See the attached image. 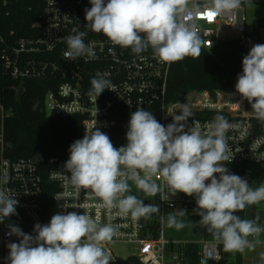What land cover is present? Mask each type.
I'll return each mask as SVG.
<instances>
[{
	"label": "clouds",
	"instance_id": "9594fccd",
	"mask_svg": "<svg viewBox=\"0 0 264 264\" xmlns=\"http://www.w3.org/2000/svg\"><path fill=\"white\" fill-rule=\"evenodd\" d=\"M241 3L210 0L207 7L211 15H231ZM90 4L85 9L86 27L103 33L114 45L130 48L135 54L150 47L166 63L201 55L199 30L188 22L196 14L187 9L188 0H90ZM86 35L81 31L65 37L63 59L94 58V50L84 42ZM242 66L235 89L251 104L255 118L264 123V44L252 46ZM107 75L98 73L90 79V95L97 98L104 90L113 89ZM168 113L173 122L164 126L150 111L138 107L128 122L127 144L119 148L99 129L87 130L70 145L64 164L70 175H64L77 189H90L103 206L133 219L158 213L159 206L128 194V181L146 195L155 196L162 191L156 181L162 180L172 195L195 196L198 224L221 239L225 251L253 250L256 244L249 237L264 227L235 213L264 201V184L253 189L225 167L233 158L228 133L237 125L218 114L206 130L198 122L188 126L192 113L187 105H182L178 115ZM17 203L6 190H0V223L16 214ZM178 215L185 216V211ZM168 225L180 229L184 222L169 214ZM9 228V236L20 237L19 243L7 245L9 264H109L110 257L101 245L116 231L112 224L99 225L87 213L74 211L54 214L48 224H36L35 236L15 225ZM259 264H264V253Z\"/></svg>",
	"mask_w": 264,
	"mask_h": 264
},
{
	"label": "built area",
	"instance_id": "2783aa9c",
	"mask_svg": "<svg viewBox=\"0 0 264 264\" xmlns=\"http://www.w3.org/2000/svg\"><path fill=\"white\" fill-rule=\"evenodd\" d=\"M25 0H0V8L11 14V8ZM264 3V0H242L239 9L231 15H211L207 5L210 0H188L187 9L196 13L189 23L194 24L202 39V48H215L227 35L243 39L248 33L247 5ZM84 0H44L40 22L33 27L28 37H16L15 31L4 32L0 27V55L4 73L23 85L28 81H42L48 84L45 95V109L48 115L59 118L80 116L82 138L86 131L99 129L112 140L111 111L115 106L129 113L143 108L150 111L164 126L172 123V115L179 114L182 105L192 113L186 122L188 126L199 123L203 130L216 115H223L237 127L228 133L230 155L225 164H264V123L257 120L251 104L238 92L217 91L193 92L182 101H167L168 80L172 63L159 60L149 47L135 54L130 48L114 45L110 40L94 36L86 27ZM87 32L86 45L94 50L92 59L80 57L76 61L63 59L67 50L65 37L78 32ZM98 73H107L112 90H104L97 98L89 94L90 79ZM238 93L237 98L231 94ZM10 114L0 104V190L18 200L16 214L0 223V264H9V243H19L20 237L9 236V225L18 226L25 234L35 236L34 226L45 225L43 220V178L39 167L31 160L11 161L5 155V133L3 123ZM95 126V127H94ZM187 130V129H185ZM251 137H253L252 140ZM67 160H50L53 166L48 176L57 185L53 196L55 211L87 213L99 225L112 224L115 235L102 243L109 255V264L120 263L112 252V246H134L138 253L131 258L140 264H225L223 248L218 243L203 242L199 246L176 244L164 239L162 228L156 238L148 237L146 217L133 219L117 209H108L90 189H77L66 178L64 164ZM65 174V175H64ZM162 191L157 194L159 206L158 221L163 224L169 214L180 210L194 211L196 199L184 193L172 195L162 180L156 181ZM128 183H133L131 180ZM260 225L264 227V222ZM264 236V231L259 233ZM253 242L257 237H249ZM194 248V250H193Z\"/></svg>",
	"mask_w": 264,
	"mask_h": 264
},
{
	"label": "trees",
	"instance_id": "16d2710c",
	"mask_svg": "<svg viewBox=\"0 0 264 264\" xmlns=\"http://www.w3.org/2000/svg\"><path fill=\"white\" fill-rule=\"evenodd\" d=\"M84 1L91 7L90 0ZM43 2L44 0H25L11 8L10 15L6 14L8 10L0 8V27L6 28L4 32L15 31L16 37L33 35L31 30L40 22ZM263 32L264 20L257 19L253 22L252 32L243 39L221 40L213 49L202 48L200 57L188 56L181 61L173 62L168 80L167 101L170 103L182 101L193 92H237L235 84L238 75L243 71L242 60L252 46L264 44ZM93 33L97 38L109 40L103 33L94 31ZM47 90L46 82L28 81L20 85L10 78L4 73L0 55V104L3 105L5 112L10 114L3 123L5 155L11 161L31 159L39 167L43 178V220L49 223L51 217L57 214L53 201L57 185L49 179L48 174L53 168L49 161L68 160L70 145L82 139L83 118L80 116L59 118L48 115L45 109ZM130 116L131 113L120 106H115L111 111L113 124L111 142L116 148L127 144L126 133ZM247 165L225 164V167L230 173L246 180ZM245 211L246 207L235 214L245 219ZM158 222L156 213V219L150 226V231L154 232L150 234L153 235L151 238H156L159 234ZM147 234L149 236V233ZM235 253V264H242L243 253ZM125 264L140 263L137 259L130 258Z\"/></svg>",
	"mask_w": 264,
	"mask_h": 264
},
{
	"label": "crops",
	"instance_id": "0c3cea01",
	"mask_svg": "<svg viewBox=\"0 0 264 264\" xmlns=\"http://www.w3.org/2000/svg\"><path fill=\"white\" fill-rule=\"evenodd\" d=\"M263 19L264 18H260ZM246 180L248 181L251 188H258L261 184H264V164H248L246 168ZM208 183V181H206ZM157 197V195H156ZM156 198L144 202L155 201ZM258 212H264V201H261L255 205L246 206L245 219H255L260 225L257 214ZM179 212H175L177 219H182L184 222V227L177 229L175 227H170L168 225V220L163 224L162 233L164 239L173 246L176 244H189L192 246H199L203 242L218 243L223 248L225 264H235L228 263L227 261V251L224 250L223 243L213 232H209L206 227H202L198 224L200 216L197 215L196 210L185 213V216L180 217ZM257 241L253 250L245 249L242 254V264H259L260 254L264 253V236L261 234L256 235ZM235 255L236 253L233 252Z\"/></svg>",
	"mask_w": 264,
	"mask_h": 264
},
{
	"label": "rangeland",
	"instance_id": "374dc122",
	"mask_svg": "<svg viewBox=\"0 0 264 264\" xmlns=\"http://www.w3.org/2000/svg\"><path fill=\"white\" fill-rule=\"evenodd\" d=\"M264 18V3H250L247 5V28H248V33L252 32L253 29V22L257 19ZM263 37H264V32H263ZM227 39H234L233 35H227ZM131 187V192L128 194L136 195L138 198L142 200H147L150 201L154 198L155 196H148L139 189L136 188L134 183H129ZM146 204H155L156 201L152 202H145ZM156 219V213L149 215L148 217V223H147V229L149 236L148 237H153V234L150 230V226L153 225V220ZM158 226L162 228V225L160 222H158ZM154 231L156 232L157 229ZM112 252L115 254V256L119 259L120 263H125L127 262L131 257H133L135 254L138 253L137 248L134 246H128V245H123V246H112L111 247ZM227 261L228 263H234L236 261V255L233 252H227Z\"/></svg>",
	"mask_w": 264,
	"mask_h": 264
},
{
	"label": "water",
	"instance_id": "95a60500",
	"mask_svg": "<svg viewBox=\"0 0 264 264\" xmlns=\"http://www.w3.org/2000/svg\"><path fill=\"white\" fill-rule=\"evenodd\" d=\"M231 97H233V98H237V97H238V93H233V94H231ZM252 139H253V137H251L250 140H252ZM257 217H258V220H259L260 222H264V212H258Z\"/></svg>",
	"mask_w": 264,
	"mask_h": 264
}]
</instances>
